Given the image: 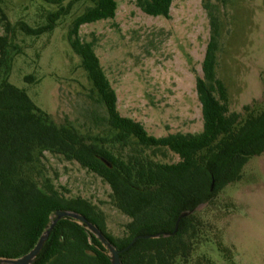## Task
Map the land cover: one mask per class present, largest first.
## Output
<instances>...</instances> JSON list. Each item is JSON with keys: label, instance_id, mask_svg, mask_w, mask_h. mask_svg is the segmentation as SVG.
I'll return each mask as SVG.
<instances>
[{"label": "trees", "instance_id": "obj_1", "mask_svg": "<svg viewBox=\"0 0 264 264\" xmlns=\"http://www.w3.org/2000/svg\"><path fill=\"white\" fill-rule=\"evenodd\" d=\"M59 9L49 12L46 23L32 27L11 23L0 0V257L19 258L29 253L49 228L57 211L83 215L118 250L140 235L121 253L122 264H189L201 243L202 222L197 209L210 206L228 186L243 179L252 158L264 155V103L247 105L242 112L230 108L229 91L218 77L222 18L219 6L204 1L211 36L196 80L203 130L200 133L150 135L145 127L118 110V97L95 51V41H83V25L114 19L117 0H78L89 4L72 21L67 41L80 57L92 85L89 99L102 111L94 118L101 140L93 141L68 122L58 125L39 108L26 89L10 82L13 53L21 51L17 32L39 37L52 32L74 2L40 0ZM146 15L170 18L173 0H135ZM30 76L25 81L32 80ZM45 152L77 162L110 186L112 204L130 221L124 235L115 237L102 210L83 197L68 198L47 178L41 181L37 163ZM171 152L179 161H160ZM181 220L185 211H193ZM33 264H111L107 248L86 227L63 218L58 221Z\"/></svg>", "mask_w": 264, "mask_h": 264}, {"label": "rangeland", "instance_id": "obj_2", "mask_svg": "<svg viewBox=\"0 0 264 264\" xmlns=\"http://www.w3.org/2000/svg\"><path fill=\"white\" fill-rule=\"evenodd\" d=\"M205 0H173L170 18L146 15L135 0H117L114 19L83 25V41L95 51L118 97L124 117L140 122L150 135L200 133L203 130L196 80L211 30ZM219 6L221 27L217 75L229 91L230 108L264 103V0H210ZM74 2L56 28L39 37L17 32L21 51L13 53L10 82L26 89L35 104L58 125L68 122L93 141L104 137L94 126L102 111L89 99L92 85L67 41L74 18L89 4ZM11 23H46L58 6L40 0H4ZM5 35L0 21V36ZM30 76L32 80L25 81ZM0 75V80H1ZM100 143V142H98ZM175 163L171 152L159 159ZM41 181L49 179L68 198L83 197L106 216L108 231L124 235L130 218L110 199L111 189L77 162L45 152L37 163ZM202 239L189 264H264V155L252 158L243 179L225 188L210 206L197 209Z\"/></svg>", "mask_w": 264, "mask_h": 264}, {"label": "water", "instance_id": "obj_3", "mask_svg": "<svg viewBox=\"0 0 264 264\" xmlns=\"http://www.w3.org/2000/svg\"><path fill=\"white\" fill-rule=\"evenodd\" d=\"M193 211H185L182 212L177 219L176 225L174 232L171 235H174L178 232L179 225L182 219L190 216ZM63 218H70L79 224L83 225L86 227L87 232L90 235L96 236L102 243L103 245L107 248L108 254L111 260V264H122L120 255L123 252H126L127 250L130 249V247L138 240L140 239H156L161 236V234H153V235H140L137 236L132 240V242L124 249L118 250L115 248L103 235L101 230H99L96 226H94L92 223H90L83 215L77 214L75 212H70V211H57L55 214V218L52 220L51 225L49 228L41 235L40 239L38 240L36 246L27 254H25L22 257L19 258H2L0 257V264H33L41 252L46 240L48 239L51 231L55 227L56 223L60 221Z\"/></svg>", "mask_w": 264, "mask_h": 264}]
</instances>
